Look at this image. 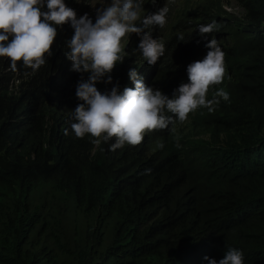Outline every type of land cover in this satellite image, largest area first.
Masks as SVG:
<instances>
[{"label": "clouds", "instance_id": "clouds-1", "mask_svg": "<svg viewBox=\"0 0 264 264\" xmlns=\"http://www.w3.org/2000/svg\"><path fill=\"white\" fill-rule=\"evenodd\" d=\"M0 102L17 181L0 214L144 212L106 255L264 264V230L256 253L239 245L264 192V0H0ZM190 164L222 177L195 187Z\"/></svg>", "mask_w": 264, "mask_h": 264}, {"label": "trees", "instance_id": "trees-1", "mask_svg": "<svg viewBox=\"0 0 264 264\" xmlns=\"http://www.w3.org/2000/svg\"><path fill=\"white\" fill-rule=\"evenodd\" d=\"M4 120L0 102V144L6 141L4 134L8 132ZM5 149L6 145H0V155ZM6 158H13V154L7 152ZM253 159L259 166V178H264V147L256 149ZM181 173L195 187L208 189L214 188L222 177L208 166L193 164L187 170L181 169ZM10 181L17 182L11 179L1 158L0 206H3L4 198L9 193H15L16 189ZM9 203L11 207L8 210L2 208L3 212L0 214V264H120L116 257L106 255L115 248L120 230L118 228L125 227L128 221H140L144 215V212L136 214L134 211L120 215L107 207L81 205L80 212L72 216L69 224L59 222L57 216L52 214L53 221L58 224L50 228L41 213L43 209L33 198L20 199L16 206L11 200ZM253 207L256 210L254 224L258 226L252 229V235L248 239L239 241V245L251 254L258 251L259 238L264 230V192L253 203ZM92 233L96 234L98 241L107 236L98 248L90 237ZM253 263L245 260V264Z\"/></svg>", "mask_w": 264, "mask_h": 264}]
</instances>
